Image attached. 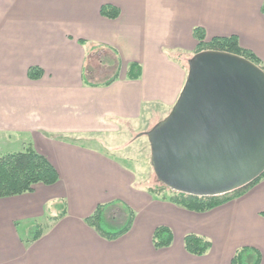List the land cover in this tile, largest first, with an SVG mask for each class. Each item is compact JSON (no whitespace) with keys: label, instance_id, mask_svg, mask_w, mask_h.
Segmentation results:
<instances>
[{"label":"crops","instance_id":"1","mask_svg":"<svg viewBox=\"0 0 264 264\" xmlns=\"http://www.w3.org/2000/svg\"><path fill=\"white\" fill-rule=\"evenodd\" d=\"M263 2L0 0V135H30L31 148L58 173L52 186L0 199V264H230L244 247L264 264V178L228 203L194 213L135 187L134 172L100 141L114 125L156 124L168 115L187 73L177 56L194 55L196 27L205 41L237 37L264 64ZM102 6L119 16L102 17ZM102 55L116 65L108 86L88 78L100 80ZM31 67L41 70L39 79L28 78ZM114 202L134 217L128 233L108 241L84 220ZM20 225L24 233L39 225L41 234L30 242ZM158 227L170 230V247H153ZM187 235L209 241L208 252L188 254Z\"/></svg>","mask_w":264,"mask_h":264},{"label":"water","instance_id":"2","mask_svg":"<svg viewBox=\"0 0 264 264\" xmlns=\"http://www.w3.org/2000/svg\"><path fill=\"white\" fill-rule=\"evenodd\" d=\"M143 135L167 189L218 197L247 187L264 173V72L228 53L193 55L175 104Z\"/></svg>","mask_w":264,"mask_h":264},{"label":"trees","instance_id":"3","mask_svg":"<svg viewBox=\"0 0 264 264\" xmlns=\"http://www.w3.org/2000/svg\"><path fill=\"white\" fill-rule=\"evenodd\" d=\"M261 13L264 15V2L261 6ZM100 15L114 20L119 16V11L111 6H102L100 8ZM192 36L197 43L194 55L204 51L228 53L248 60L264 72V64L252 52L242 49L237 37H214L209 41H205V33L203 29L199 27L193 29ZM132 74L133 79H138L139 68L134 67L132 69ZM41 75V70L37 67H31L27 71V76L30 80H37ZM116 78L117 74H114L102 85H111ZM262 178H264V173L247 187L218 197L185 195L173 192L162 185L163 189L171 193V196H162L161 199L167 200L190 212L206 213L241 196ZM57 182V171L44 156L36 153L31 147L22 152L8 153L0 156V199L30 193L33 187L38 184L52 186ZM148 193L160 197V194L156 193L154 190H148ZM62 215L63 213L60 217ZM262 215L264 216V214ZM133 217L134 214L128 207L122 203L114 202L97 206L94 213L84 221L86 225L94 229L101 238L114 241L129 232ZM40 234L41 229L39 226H33L29 232L30 242L38 239ZM172 240L173 237L169 229L165 227H158L155 229L152 237V243L155 249L170 247ZM183 246L188 254L203 256L210 249L211 243L201 237L187 235L183 239ZM260 262L261 256L257 250L244 247L236 251L230 264H260Z\"/></svg>","mask_w":264,"mask_h":264},{"label":"rangeland","instance_id":"4","mask_svg":"<svg viewBox=\"0 0 264 264\" xmlns=\"http://www.w3.org/2000/svg\"><path fill=\"white\" fill-rule=\"evenodd\" d=\"M184 54H178V59L185 65L187 69V61L193 56ZM91 55L87 58L86 64L91 62ZM101 63L100 70L103 72L100 80H95L92 76L88 77L90 81H105L116 74V65L112 59L100 57ZM87 74V67L85 68ZM90 71V70H89ZM88 78L84 75V79L88 81ZM155 121L140 120L136 123H123L114 125L111 127V132H107L105 135H101L100 141L106 146L104 152L111 157L123 161L127 164L135 174V187L139 189L154 190L160 194V197H170L171 193L168 190L163 189L152 170L150 164V148L147 138L143 135L149 131L154 125ZM158 123V122H156ZM30 135L16 134V135H0V156L8 153L22 152L31 147ZM116 213V212H115ZM39 226V225H37ZM33 226L29 227L27 233H24L22 225H20L18 233L29 236V232ZM41 229V227L39 226Z\"/></svg>","mask_w":264,"mask_h":264}]
</instances>
